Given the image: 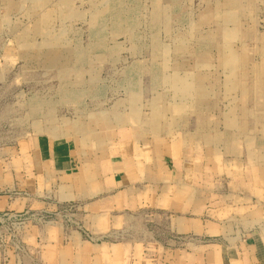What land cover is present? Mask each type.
<instances>
[{
	"label": "rangeland",
	"instance_id": "1",
	"mask_svg": "<svg viewBox=\"0 0 264 264\" xmlns=\"http://www.w3.org/2000/svg\"><path fill=\"white\" fill-rule=\"evenodd\" d=\"M99 130L183 142L196 213L99 209L100 198L89 205L51 183L38 191L37 150ZM6 197L14 205L0 214L17 217L0 222V264H189L199 246L264 238V0H0ZM185 215L219 230L181 229Z\"/></svg>",
	"mask_w": 264,
	"mask_h": 264
},
{
	"label": "crops",
	"instance_id": "2",
	"mask_svg": "<svg viewBox=\"0 0 264 264\" xmlns=\"http://www.w3.org/2000/svg\"><path fill=\"white\" fill-rule=\"evenodd\" d=\"M101 131L90 133L89 140L85 142H52L37 150L35 157L40 159H37V174L41 182L38 191H45L51 183L57 185L60 190H66L69 198L82 200L89 205L92 204L91 200L100 198L97 204L99 209L108 201L111 207L120 211L138 209L148 203L156 206L161 212H166L167 209L174 207L175 203L181 204V207H184L181 209L185 213L189 209L196 213L198 207L196 204L200 205L197 200L200 190L197 189L195 181L190 179L195 173L194 170L186 169L181 160L184 157L183 142L172 143L169 138H152L147 133L146 135L135 132L131 134L122 132L123 137L119 134L110 138ZM168 158L179 170L182 169L180 181L171 179ZM154 171L161 173L159 175L161 180L153 179ZM171 188H178V191L172 194ZM190 188L195 192L188 190ZM184 191L189 194L186 195ZM175 195L181 202H172ZM188 201L194 205L187 206ZM42 204V199L35 203L30 201L25 203L26 206ZM13 205L14 202L7 197L0 200V208L9 209ZM96 216L103 220L107 217L105 213ZM178 223L181 229L189 228V232L201 237L215 235L219 230L216 224L211 222L205 224L198 216L185 215L179 218ZM55 236L57 235H53L52 241L46 237L48 244L45 246H50L48 249L52 252L58 245ZM198 252H204L205 255H196L189 264H264V238L260 234H251L247 236L245 243L226 247L219 243L202 245L199 246ZM150 264L155 263L150 261ZM184 264L188 263L185 261Z\"/></svg>",
	"mask_w": 264,
	"mask_h": 264
},
{
	"label": "built area",
	"instance_id": "3",
	"mask_svg": "<svg viewBox=\"0 0 264 264\" xmlns=\"http://www.w3.org/2000/svg\"><path fill=\"white\" fill-rule=\"evenodd\" d=\"M16 215L13 214H0V222L5 223V220L16 219Z\"/></svg>",
	"mask_w": 264,
	"mask_h": 264
}]
</instances>
